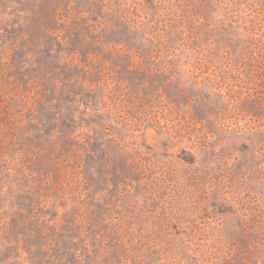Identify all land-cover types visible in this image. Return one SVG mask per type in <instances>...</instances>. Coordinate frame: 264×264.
<instances>
[{
  "label": "rangeland",
  "instance_id": "374dc122",
  "mask_svg": "<svg viewBox=\"0 0 264 264\" xmlns=\"http://www.w3.org/2000/svg\"><path fill=\"white\" fill-rule=\"evenodd\" d=\"M0 264H264V0H0Z\"/></svg>",
  "mask_w": 264,
  "mask_h": 264
}]
</instances>
